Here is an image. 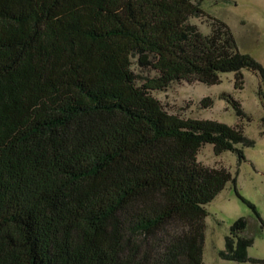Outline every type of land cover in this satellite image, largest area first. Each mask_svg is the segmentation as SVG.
<instances>
[{"label":"trees","instance_id":"obj_1","mask_svg":"<svg viewBox=\"0 0 264 264\" xmlns=\"http://www.w3.org/2000/svg\"><path fill=\"white\" fill-rule=\"evenodd\" d=\"M200 15L191 0H0V264H202L204 205L227 183L264 226L236 175L197 160L204 144L245 160L240 105L221 95L228 125L151 95L225 72L242 89L244 69L264 84L226 23L209 17L204 34L188 21ZM133 59L155 75L138 85ZM246 224L218 257L264 264Z\"/></svg>","mask_w":264,"mask_h":264},{"label":"rangeland","instance_id":"obj_2","mask_svg":"<svg viewBox=\"0 0 264 264\" xmlns=\"http://www.w3.org/2000/svg\"><path fill=\"white\" fill-rule=\"evenodd\" d=\"M198 3L204 15L192 16L189 23L194 24L204 34L209 32L210 18L222 20L231 30L238 50L249 54L264 69V0H191ZM132 70L136 74L137 84H141L155 72L141 69L132 60ZM221 82L205 85L199 82L188 84L184 81L172 82L164 90L151 91L163 108L181 118L216 120L228 125L238 123L231 105L222 94L236 101L244 114L250 118L243 119L244 134L254 141L252 147H243L245 160L238 163L235 153L224 151L214 155L212 146L204 144L197 153V160L208 167H224L236 175V189L239 194L254 204L264 223V84L258 76L242 70V89L234 88V74H220ZM205 99V100H203ZM260 131H263L260 134ZM237 147L240 148L239 145ZM205 209V237L202 264H262L236 263L222 260L218 252L224 249L225 236L231 224L238 218H245L247 224L242 234L253 237L247 254L256 259H264V226L254 212L234 194L233 186L227 183L224 189L209 203Z\"/></svg>","mask_w":264,"mask_h":264}]
</instances>
